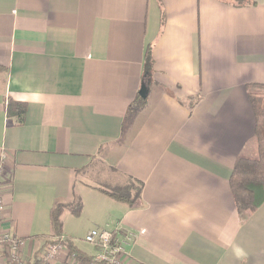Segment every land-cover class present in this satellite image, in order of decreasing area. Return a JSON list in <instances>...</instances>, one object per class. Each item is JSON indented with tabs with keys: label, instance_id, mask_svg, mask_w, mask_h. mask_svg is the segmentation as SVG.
Instances as JSON below:
<instances>
[{
	"label": "crops",
	"instance_id": "0c3cea01",
	"mask_svg": "<svg viewBox=\"0 0 264 264\" xmlns=\"http://www.w3.org/2000/svg\"><path fill=\"white\" fill-rule=\"evenodd\" d=\"M243 1L161 0V29L157 0H0V190L26 257L78 197L86 234H132L129 264H264V203L242 220L229 186L254 134L248 87L264 85V0ZM148 46L147 105L122 131ZM9 99L23 126L6 127ZM126 178L133 207L99 191Z\"/></svg>",
	"mask_w": 264,
	"mask_h": 264
},
{
	"label": "trees",
	"instance_id": "16d2710c",
	"mask_svg": "<svg viewBox=\"0 0 264 264\" xmlns=\"http://www.w3.org/2000/svg\"><path fill=\"white\" fill-rule=\"evenodd\" d=\"M161 11V29L165 24L161 0H157ZM238 6L244 5L245 1L236 0ZM153 70L151 47L148 46L145 53L142 84L148 85ZM8 71L0 66V73ZM249 102L254 116V134L251 142L246 145L242 154L237 158L229 186L234 199L237 213L245 220L264 203V85H253L248 87ZM147 99L142 100L139 95L127 108L123 122L122 131L129 127L134 118L146 107ZM26 104L9 99L5 105L6 127H20L25 123ZM99 191L115 202L133 207L140 199L142 184L126 178L122 185L99 189ZM82 202L78 197L69 203H57L49 213L50 228L53 240L52 245L61 246L67 252L64 264L71 259L73 264H92V257L78 250L73 240L64 238L62 235L61 216L68 211L74 218L82 212ZM33 264H48L45 261L34 258Z\"/></svg>",
	"mask_w": 264,
	"mask_h": 264
},
{
	"label": "built area",
	"instance_id": "2783aa9c",
	"mask_svg": "<svg viewBox=\"0 0 264 264\" xmlns=\"http://www.w3.org/2000/svg\"><path fill=\"white\" fill-rule=\"evenodd\" d=\"M5 155L0 157V185L4 174ZM6 206L0 190V264H33V259L25 255V241L14 236L4 227ZM84 242L91 246L94 253L92 264H129L128 246L133 242L132 234L122 232L119 227L114 229L95 228L84 237ZM61 251V246L46 243L41 251H37L33 258L47 263L55 260ZM68 264H73L71 259Z\"/></svg>",
	"mask_w": 264,
	"mask_h": 264
},
{
	"label": "rangeland",
	"instance_id": "374dc122",
	"mask_svg": "<svg viewBox=\"0 0 264 264\" xmlns=\"http://www.w3.org/2000/svg\"><path fill=\"white\" fill-rule=\"evenodd\" d=\"M80 216L77 218H72L70 214H67L66 216L67 218L66 217L64 218L65 226L63 228V232H67L68 234L71 233L72 234L71 236L75 240V241L73 240L74 245L78 248V250L84 252L89 256L94 253L91 246L84 242V237L86 236V232L89 228V224L84 220V216L83 217ZM80 218L83 219V222H79ZM47 243H51V241H48Z\"/></svg>",
	"mask_w": 264,
	"mask_h": 264
},
{
	"label": "water",
	"instance_id": "95a60500",
	"mask_svg": "<svg viewBox=\"0 0 264 264\" xmlns=\"http://www.w3.org/2000/svg\"><path fill=\"white\" fill-rule=\"evenodd\" d=\"M138 95L142 100H145L148 95V86L142 84L138 92Z\"/></svg>",
	"mask_w": 264,
	"mask_h": 264
}]
</instances>
